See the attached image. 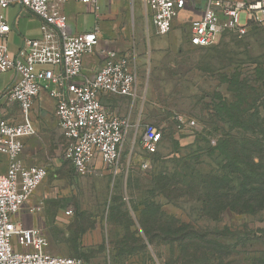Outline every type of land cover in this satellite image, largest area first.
I'll list each match as a JSON object with an SVG mask.
<instances>
[{
  "label": "rangeland",
  "instance_id": "rangeland-1",
  "mask_svg": "<svg viewBox=\"0 0 264 264\" xmlns=\"http://www.w3.org/2000/svg\"><path fill=\"white\" fill-rule=\"evenodd\" d=\"M201 3L166 35L145 17L143 0L101 4L109 14L103 41L110 45L113 35L111 46L127 52L139 72L135 99H106L133 121L118 172L98 161L79 174L63 155L55 100L47 93L36 100L39 131L29 154L48 174L18 219L45 226L52 253L74 250L90 264H264V209L216 216L207 205L214 177L237 187L245 175L264 178L251 173L244 154L234 171L235 161L223 150L230 137L264 150V21L244 36L226 31L210 46H193L190 27ZM76 5L66 4V14H76ZM239 20L246 23L247 13ZM10 74L0 77L11 81ZM179 117L197 125H180ZM147 124L163 132L150 155L143 148ZM255 162L264 171V158Z\"/></svg>",
  "mask_w": 264,
  "mask_h": 264
},
{
  "label": "built area",
  "instance_id": "built-area-1",
  "mask_svg": "<svg viewBox=\"0 0 264 264\" xmlns=\"http://www.w3.org/2000/svg\"><path fill=\"white\" fill-rule=\"evenodd\" d=\"M69 1L90 5L100 15L105 0H0L1 8L19 3L35 13L41 19L42 31L40 38L26 39L13 57L7 44L11 25L0 12V72H14L12 83L0 98L17 103L21 119L14 122L0 114V155L5 157L0 165L6 167L0 170V264H90L82 257L52 253L42 229L18 219L48 174L44 165H29L22 157L25 140L39 131L33 113L41 94L55 100L58 126L65 138L63 155L79 174H86L96 161L118 172L133 125L130 117L109 110L104 100L110 95L135 99L138 70L127 52L102 45L99 27L70 32L63 10ZM143 1L145 17L158 35L170 33L175 20L198 2ZM201 4V15L190 27L193 46H210L226 31L244 36L253 24L264 21V0H202ZM241 12L247 13L246 23L239 20ZM87 56L100 62L92 73L85 72ZM179 119L180 125H197L195 119ZM162 140L159 127L145 126L143 148L147 155L157 152ZM149 166L148 159L142 162V168ZM39 208L31 207L30 211ZM71 214V209L66 211V215Z\"/></svg>",
  "mask_w": 264,
  "mask_h": 264
},
{
  "label": "crops",
  "instance_id": "crops-1",
  "mask_svg": "<svg viewBox=\"0 0 264 264\" xmlns=\"http://www.w3.org/2000/svg\"><path fill=\"white\" fill-rule=\"evenodd\" d=\"M114 1H117V0H105L102 3L104 4V7H105L106 4L110 2H114ZM68 3L77 4L76 6L79 8L76 14H73V13L67 14L69 18L68 25H69L70 32L79 33V32L90 30L97 26L100 28V33L102 37V45L108 48H111V49H117L111 46V44H115L117 42L114 40L113 35L110 37V45L103 41L105 37V32H106L105 22L108 18L107 16H109V14L103 10L104 7L103 9H101L100 15H97L93 11L90 5L77 3L74 1H69L66 4ZM66 4L63 5L64 11H65ZM144 11H145V7H144ZM0 12L5 14L7 20L9 21L11 25V31L7 37V44H8L9 52L13 57H15L18 54L20 48L24 45L26 39H38L42 36L41 19L35 13L23 7L21 4L13 3L8 8L0 7ZM78 15H80V17H78ZM117 50H120V48ZM99 65H100V62L95 56H87L85 58V72L86 73L94 72L95 70H97ZM10 76H11V81L7 80L6 77L4 78L0 77V95L12 83V79L14 76L13 71H11ZM112 96L113 95L107 96L104 100V103L107 105L109 110L115 113H118L117 111L121 110L122 108L118 105H115V107L113 108L111 107L108 100H106L108 97H112ZM114 97H121V96H114ZM5 105L7 107H5ZM19 112L20 111H19L18 104L16 105V103L8 102L6 99L4 103L0 106V114H3L5 117L9 118L11 121H14V122H19L21 120ZM31 148H32V137L27 138L25 140V149L22 155L24 161L29 165L37 164V163H34L36 161H34L29 154L30 153L29 151H31ZM0 161H1L0 163H3L5 161V157L0 155ZM97 162L98 161H96V163ZM5 168L6 167L4 164L0 165L1 171H4ZM33 226L40 227L42 231L45 233V229H44L45 226L42 227L40 225H34V223H33ZM71 253L74 254V250H72ZM71 253L67 256H72ZM57 255H66V254H57Z\"/></svg>",
  "mask_w": 264,
  "mask_h": 264
},
{
  "label": "trees",
  "instance_id": "trees-1",
  "mask_svg": "<svg viewBox=\"0 0 264 264\" xmlns=\"http://www.w3.org/2000/svg\"><path fill=\"white\" fill-rule=\"evenodd\" d=\"M223 150H227L232 157V160L235 161V163H233L234 171L239 170L237 164L243 162L245 163V161H242L241 159V156L244 154L250 160L249 162L251 165L249 166L252 168L250 169L251 173L261 175L262 177L264 176V171H259V169H262L263 167L262 164H257L255 162L256 158H259L260 161H262L264 158V150L259 146H254L253 144H245L242 146L240 143L232 140L230 137V139L226 140ZM261 180V182H258L252 179V176L245 175L244 181L237 187L235 185L229 184L221 177L212 178L210 190L207 192V195L209 196L207 201L208 208L216 216H219V214L227 210L237 213L257 212L263 210L264 178ZM145 233L149 238H151L148 229H145ZM74 254L76 255L72 256H77V252H74Z\"/></svg>",
  "mask_w": 264,
  "mask_h": 264
}]
</instances>
